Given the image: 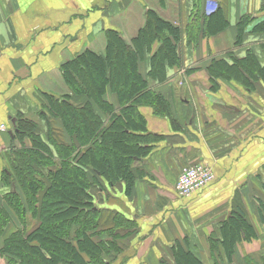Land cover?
Instances as JSON below:
<instances>
[{
    "label": "crops",
    "instance_id": "crops-1",
    "mask_svg": "<svg viewBox=\"0 0 264 264\" xmlns=\"http://www.w3.org/2000/svg\"><path fill=\"white\" fill-rule=\"evenodd\" d=\"M261 6L264 0H0V123L7 125L0 131V201L14 188L9 172L15 152L22 147L14 132L18 120L39 122L47 94H71L61 66L85 49L104 53L107 29H118L130 40L145 24L148 9L175 23L183 57L179 66L168 70L166 83L173 84L171 79L180 76L177 69L190 60L204 61L231 48L242 14ZM216 9L223 11L229 26L208 36L200 29L196 43L189 44L187 27L192 15L201 16L202 28L204 15ZM208 28H216L215 23ZM147 70L149 63L142 64L141 71ZM199 71L185 73L191 83L186 80L181 93L193 98L190 102L182 98L183 106L191 110L188 117L179 118L182 129L175 130L171 119L152 107L141 106L148 131L166 138L154 140L147 155L134 158L129 188L124 181L112 185L103 181L96 188L99 211L112 214L101 216L99 239L110 237L115 213L138 227L135 235L117 238L120 250L107 264H177L173 250L177 243L200 256L204 264H217L212 252L219 250L226 256V250L221 245L212 248L210 239L222 237V223L238 210L246 214L256 235L239 239L230 260L219 258L221 264H248L246 258L264 264V222L259 216L260 201L264 203V83L258 89L259 105L248 96L255 91H247L242 98L245 105L232 104L233 115L228 104L208 106L211 90L198 85ZM95 110L107 123L108 117L96 106ZM51 122L65 134L60 119L51 118ZM24 142L30 145L28 139ZM196 161L211 165L215 179L192 196L180 197L175 191L178 175L184 165ZM19 226L10 223L7 235ZM0 264L7 263L1 259Z\"/></svg>",
    "mask_w": 264,
    "mask_h": 264
},
{
    "label": "trees",
    "instance_id": "trees-1",
    "mask_svg": "<svg viewBox=\"0 0 264 264\" xmlns=\"http://www.w3.org/2000/svg\"><path fill=\"white\" fill-rule=\"evenodd\" d=\"M212 22L216 28L209 29ZM203 23L201 28V16L192 15L187 27L189 44L196 43L201 30L208 36L229 26L218 9L204 15ZM241 23L242 17L239 28ZM180 40L175 23L148 9L145 24L130 42L118 29L109 28L104 53L85 49L61 66L71 94H47L46 106L54 111L50 118L62 117V127L72 138L60 145L52 139L55 149L51 151L49 133L42 134L38 122L18 120L16 134L22 147L15 152L9 172L14 188L3 194L4 202L0 201V260L9 264H107V256L120 250L118 244L110 246L109 239L98 240L95 190L103 181L110 185L124 181L129 188L134 179V158L147 155L151 143L163 137L148 131L140 107L150 106L158 115L172 117V104L154 87L165 84L169 68L180 65ZM146 63L149 70L143 73L141 67ZM261 64L252 53L244 59L231 55L213 60L208 70L213 80L235 79L248 86L249 79L264 76ZM95 106L108 117L107 123ZM45 118L47 128L50 124L54 127L49 115ZM49 161L53 171L45 180L39 166ZM39 191L43 192L40 202ZM259 216L264 222L262 201ZM13 221L20 226L7 235ZM221 235L211 247L221 245L227 257L219 250L212 252L217 264L223 263L218 256L230 260L239 239L251 240L256 234L246 214L238 210L222 223ZM173 250L177 264H204L200 256L178 243ZM252 261L246 258L248 264Z\"/></svg>",
    "mask_w": 264,
    "mask_h": 264
},
{
    "label": "rangeland",
    "instance_id": "rangeland-1",
    "mask_svg": "<svg viewBox=\"0 0 264 264\" xmlns=\"http://www.w3.org/2000/svg\"><path fill=\"white\" fill-rule=\"evenodd\" d=\"M241 17H242V23L240 25V28H239V24L235 25V31H234L235 38H234V43L231 48L230 47L227 48L228 50H226L225 52L223 51L221 53L211 55L209 56L208 59L204 61H198L194 59L190 60L184 66H181L177 69V73L180 74V76L174 79L173 78L171 79V81H174L173 84L165 83L158 87H154L155 91H157L158 93L161 92L173 106V109L171 112L172 117L170 119L172 122V126L175 130L180 131V129H182L183 122H181L179 118H186L191 112L190 109L183 106L182 98L190 102V99L193 97L191 95L181 93L182 87L187 85V83H185L186 80L188 81V83H191V79L189 77H185L186 76L185 73L186 72L188 73V70H190V72H193L195 70L202 71V73L200 74L201 83L200 84L198 83V85L210 87L211 92L208 95V99H207L209 107L216 106V108H220L221 105L228 104L230 113L234 115V109L232 107V104L239 105V106L245 105L244 102H242L243 100L242 98L248 94L247 91H251V92L255 91L254 95H248V96H251L252 100L255 101V103L259 105V90L258 89H260L262 87V84L264 83V76L258 80L249 79L250 83L248 84V86H246L241 81H238L235 79L225 80L223 78L222 79L217 78L213 80L211 73H209V70H208L210 64L215 59L217 60H221L225 58L228 59V57H231V55L239 59H244L245 57H248L251 53L257 58L260 64L262 63L261 65L264 68V29H260V30L257 29V27H260V28L264 27V6L259 7L254 13L244 12ZM133 38L127 41L130 42ZM157 45H155V49L157 48ZM179 47H180V53H181L180 56L183 57L182 56L183 55V45L181 44V42L178 44V49ZM197 48L198 47H195V51ZM209 53H213V52L210 50ZM193 57L194 55L191 58ZM257 69L259 70V68ZM194 84H195V78H194ZM231 86H234L235 88L233 90L228 88ZM203 91L206 92L207 90H203ZM41 109L39 111L38 124L40 126V131L42 134L46 132L49 133V137L51 138L49 141V145L52 151V149H55L54 144L52 143V139L55 143L57 142L60 145L61 142L70 141L71 137L69 138V136L66 133L64 134V132L57 126V124L55 125V123H53L54 127L52 126V124H50L48 125V128H47L45 115L47 116L49 115V118H50L52 114L53 115L55 114H54V111H49V109H47L46 106L43 107L42 110ZM42 111L45 113V115L42 113ZM66 118L69 119V116H67ZM50 121H51V118H50ZM53 134L54 136H57L59 142L56 140L57 138H55ZM165 138L166 137L161 138L159 142H161V140ZM52 161H49L50 162L49 164L48 162L46 163L44 162L45 165L39 166V173L44 174L45 180L48 178L47 175L49 171H53ZM134 164H135V161L133 160L131 164V169L134 168L133 166ZM39 178H41V176H39ZM96 191L98 190H95V193ZM104 191H106V194H107L108 190L105 189ZM41 193L43 192L39 191V202L41 199ZM94 206H97V207L99 206V200L96 201L95 199ZM103 214L109 215L111 213L109 211H103V210H100L98 212L96 216V220H97V226L99 229H100V219ZM121 217L122 216L115 213L116 225L113 229L109 230L110 237H108L109 239L108 242L110 243L109 244L110 246L116 247L117 241L114 239V236L116 237V239L118 238L119 241H121L120 240L121 238L135 235L138 232V227H137L136 222L123 221ZM99 229H97V232H100ZM99 237L100 236H98V240H99ZM102 239H105V237ZM214 240H215V237L214 236L211 237L210 245L213 244ZM112 250L114 249L112 248ZM112 254L111 256H107V258H111ZM218 257L221 258L220 256ZM2 261L7 263L6 259H2ZM251 264H259V262L254 263L252 261Z\"/></svg>",
    "mask_w": 264,
    "mask_h": 264
},
{
    "label": "built area",
    "instance_id": "built-area-1",
    "mask_svg": "<svg viewBox=\"0 0 264 264\" xmlns=\"http://www.w3.org/2000/svg\"><path fill=\"white\" fill-rule=\"evenodd\" d=\"M6 129L7 125L0 123V131ZM214 179L215 173L212 166L204 161H196L182 167L175 184V191L180 197H190Z\"/></svg>",
    "mask_w": 264,
    "mask_h": 264
},
{
    "label": "water",
    "instance_id": "water-1",
    "mask_svg": "<svg viewBox=\"0 0 264 264\" xmlns=\"http://www.w3.org/2000/svg\"><path fill=\"white\" fill-rule=\"evenodd\" d=\"M14 132H17V130H15ZM14 132H13V131H11V133H13V136H14Z\"/></svg>",
    "mask_w": 264,
    "mask_h": 264
}]
</instances>
